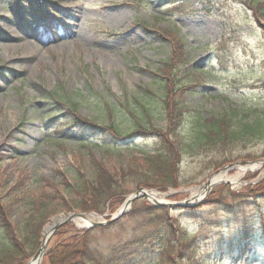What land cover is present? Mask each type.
Instances as JSON below:
<instances>
[{"label": "rangeland", "instance_id": "rangeland-1", "mask_svg": "<svg viewBox=\"0 0 264 264\" xmlns=\"http://www.w3.org/2000/svg\"><path fill=\"white\" fill-rule=\"evenodd\" d=\"M249 4L250 0H0V175L5 183L17 185L26 177L24 187L36 196L45 188H63L60 173L76 178L81 167L82 175L92 176V163L97 161L113 176L121 174L131 192L119 199L123 202L115 211L107 209L102 215L79 211L76 195H68L71 209L53 215L43 230L58 216L85 214L92 222L109 221L141 189L126 175L149 172L143 156L155 150L156 129L145 137L120 141L105 122L118 119L122 132L132 135L139 121L135 115L151 102L154 127L171 139L162 97L188 100L203 118L241 106L242 100L264 107V19ZM181 82L190 91L174 94ZM70 101L79 103L76 111ZM109 101L117 104L116 111L105 110ZM84 120L103 126L105 132L96 133L91 125L83 128ZM195 127L189 116L180 130L182 137L188 139ZM242 151V158L233 154L231 162L220 154L186 155L179 162L176 188L142 189L158 194L162 203H182L224 167L263 159L264 143ZM91 153L96 160L90 159ZM248 154L258 159L244 160ZM244 167L228 172L226 184L213 191L226 185L240 192L264 180V169L242 173ZM140 201L154 206L146 198ZM250 207L238 217L245 225L223 214L213 217L221 223L219 229L184 222L198 236L195 246L200 250L178 263L264 264V198ZM12 217L16 220V211ZM117 222L102 226L112 228L99 234L103 246L131 245L153 228L140 229L134 219L114 226ZM234 244L244 248L232 256L228 247Z\"/></svg>", "mask_w": 264, "mask_h": 264}, {"label": "trees", "instance_id": "trees-1", "mask_svg": "<svg viewBox=\"0 0 264 264\" xmlns=\"http://www.w3.org/2000/svg\"><path fill=\"white\" fill-rule=\"evenodd\" d=\"M250 3L253 13L264 19V4L259 0H250ZM185 83L181 82L174 94L188 93L190 90L186 88ZM185 90L186 92L182 93ZM173 97L169 96L167 99L165 96L160 100L164 102L162 116L169 132L172 133L171 139H168L163 130L154 127L151 102L149 106L142 107L140 116L135 115L139 121L134 124L136 131L132 135L122 132L124 128L118 119L103 124L107 130H112L120 141L124 138L130 140L137 135L145 137L151 128L156 129V134H153L157 140L155 150L143 156L149 172L145 174L139 171L126 175L127 178L131 175L130 182L134 183L136 188L148 187L160 192L176 188L179 183V162L186 155L196 158L204 154H220L224 159H228L237 154L236 158L238 156L242 158L239 154L241 150L246 151L249 147L264 143V107L249 106L242 100L241 106H228L220 113L203 118L197 110L194 111L188 100L179 102ZM70 102L72 103L68 105L76 111L79 103ZM228 103L233 105L232 102ZM122 105L120 106L125 107V104ZM105 107H107L105 110L110 111L118 109L117 104L112 101ZM189 116L193 118L196 127L194 134L186 139L182 137L180 130ZM83 122L85 129L91 125L96 133L105 132V128L95 122L88 120ZM94 156L91 153L90 159H95ZM243 159L254 161L258 156L248 154ZM227 162L231 160L228 159ZM92 164L94 166L92 176L82 175L81 167L76 178L67 179L60 173L63 178L60 186L63 188L55 187L53 191L45 188L36 196H32L29 188L24 187L26 177L21 178L17 185L10 186L0 175V264H27L36 255L41 246L42 231L47 220L53 215L71 209L72 206L66 200L68 195H76L78 201L75 207L84 213L95 212L102 215L107 209L115 211L118 208L123 202L119 199L131 193L123 185L125 178L116 173L113 176L103 163L94 161ZM118 175L121 177L120 181L114 179L120 178ZM263 198L264 180L257 185H247L240 192H232L229 186H222L213 191L208 200L195 209L155 207L146 205L140 201L143 199H139L133 203L131 212L114 224L121 226L124 221L134 219L139 222L140 229L153 227L135 243L125 246H103L99 234H106L111 227L77 230L69 223L53 237L42 264H179V258L183 261L190 255L189 253L196 257L200 250L195 246L199 241L198 236L189 232L184 222L193 220L200 223V226L207 224L206 227L219 229L222 225L213 222V217L223 214L224 217L225 215L229 218L235 217L233 221L243 224V220L238 219L239 215L250 207L254 200L259 201ZM14 211L18 216L16 220L12 217ZM240 244L242 243L238 245ZM235 246L234 244L228 247L229 255L242 252L244 248ZM226 248L224 245L222 250L225 251ZM186 263L191 262L187 260ZM204 264H207L206 260Z\"/></svg>", "mask_w": 264, "mask_h": 264}, {"label": "water", "instance_id": "water-1", "mask_svg": "<svg viewBox=\"0 0 264 264\" xmlns=\"http://www.w3.org/2000/svg\"><path fill=\"white\" fill-rule=\"evenodd\" d=\"M241 165H246V166H258L259 165L260 168H263L264 167V158L259 160V161H255V162H247V163L239 162V163H236L234 165H229V166H226L223 169L219 170L215 174H212L210 176V178L207 180V182L203 186H201V188L199 189V191H203L202 198H200V199H199V197L195 198L194 196H192L189 200H186L182 203H162V202L158 201L153 196L152 192H148V191H145L143 189H140L136 194L132 195L131 197H129L126 200V202L124 203V206L118 212V214H116L109 221H106V222H102V223L92 222L89 219H87L88 217L85 214H73V215L66 216V217L58 216L55 219L56 223L54 224V226H52L51 228H48V227L44 228L43 233H42L41 246H40L38 252L36 253V255L27 264H31V263L41 264L42 259L45 255V252L47 250L48 244L52 240L53 236L63 226H65L69 223H73V224L77 225L76 222H78V221H85V222L89 223L88 226H83V229L98 228V227H102V226L111 225V224L115 223L116 221H118L125 214H127L130 211V207L133 204V202L135 200L140 199V198H146L149 202H151L155 206H166L168 208H195V207H198L204 203L205 198L211 193L212 189L217 185V183L214 182L215 178H217L220 174H223L224 172L228 173V172L232 171L234 168L241 166ZM260 168H256V169H260ZM249 170L251 171V170H255V169H249ZM52 221H54V219Z\"/></svg>", "mask_w": 264, "mask_h": 264}, {"label": "bare ground", "instance_id": "bare-ground-1", "mask_svg": "<svg viewBox=\"0 0 264 264\" xmlns=\"http://www.w3.org/2000/svg\"><path fill=\"white\" fill-rule=\"evenodd\" d=\"M256 168H260V166L259 165L258 166H247V167L242 168L241 172L243 173V172H246L249 169H256ZM226 174H227L226 172H224V174H220L217 178L214 179V182L217 183V184H220V183L226 181ZM193 194H194L193 196L195 198L196 197L198 198L199 196H202L203 191L195 190L193 192ZM154 195H155V197L157 199L159 198L158 194H154ZM55 223H56L55 220L52 221L51 224L48 226V228H51L52 226H54ZM76 223H77V226H82V227L89 225V223L85 222V221H78ZM31 264H36V263H31Z\"/></svg>", "mask_w": 264, "mask_h": 264}]
</instances>
